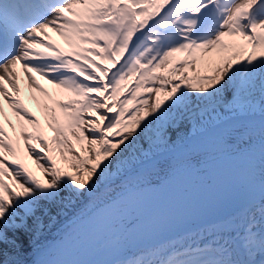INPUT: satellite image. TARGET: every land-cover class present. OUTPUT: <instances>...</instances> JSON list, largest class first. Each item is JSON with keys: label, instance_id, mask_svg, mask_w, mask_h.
Segmentation results:
<instances>
[{"label": "snow or ice", "instance_id": "6c2138e0", "mask_svg": "<svg viewBox=\"0 0 264 264\" xmlns=\"http://www.w3.org/2000/svg\"><path fill=\"white\" fill-rule=\"evenodd\" d=\"M49 29L62 37L67 50L48 38ZM18 63L29 87L45 97L50 139L13 95L21 91ZM32 73L70 97L56 99ZM257 95L264 115V0H0V118L7 102L33 125L28 131L21 124L20 135L46 178L41 182L15 159L19 148L0 121V244L16 245L9 231L24 227L29 218L38 221L42 201L54 202L64 191L83 195L92 189L146 130L153 147L171 151L178 166L183 161L177 151H192L203 135L198 129L189 136L184 124L193 104L212 113L218 107L239 113ZM214 134L223 141L226 128ZM73 140L80 143L79 152ZM55 150L63 160L69 159L65 153L72 154L74 171L57 166ZM151 163L144 154L141 164ZM123 180L104 215L120 216L136 200L139 175L126 174ZM240 239L250 259H233L226 247L152 254L161 257L155 264H264V227L256 230L255 217L246 222Z\"/></svg>", "mask_w": 264, "mask_h": 264}, {"label": "bare ground", "instance_id": "6f19581e", "mask_svg": "<svg viewBox=\"0 0 264 264\" xmlns=\"http://www.w3.org/2000/svg\"><path fill=\"white\" fill-rule=\"evenodd\" d=\"M48 38L52 40L53 43L58 44L61 48H68L67 44L64 42L62 37L56 32L49 29ZM238 41V37L236 38ZM39 48V46H37ZM40 51H46L47 49L40 48ZM16 73L19 76L18 82L20 85L21 91L19 93H13L16 95L21 103L26 107L39 121V127L43 124L47 125V116L43 103L45 97L43 94L37 92L34 88H30L29 85L24 86L25 76L23 73L18 71V64L15 69ZM35 76L36 80L45 88L47 91L49 87H54L56 90L55 98L62 100L69 97V93L65 92L62 89H57L54 85L50 84L49 81L39 73H32ZM8 90L11 92V86L9 84L5 85ZM35 97V98H33ZM261 98L259 95L255 97L252 101V106L248 109L240 111L239 113L233 112H221L220 108H217L216 113L211 112V108L207 110L201 106L198 110L196 109L195 104H193V111L189 114L188 119L185 120V127L189 128V136L197 135L198 129L204 132L210 126L219 124L222 121H226L230 115H238L241 113H256L261 111ZM11 109L8 105L5 111L4 120H11L10 129L6 132L8 133V138L11 139V142L14 147L19 148L17 157L19 161H23V164L30 169L35 166V160L32 156L29 155L28 151L24 147V142L17 140L14 133V125L16 120L21 129V124L24 125V128L32 129L33 125L28 121L24 120L22 117H18L15 113L12 116H9L6 112ZM2 121V118H0ZM197 120L200 121V124H197ZM41 129V127H40ZM183 134V133H182ZM248 143H252L258 140L264 139V131H259L256 133L247 134L245 137ZM36 144V141H32ZM179 143V141L177 142ZM144 145L142 152L138 153L137 149H141V145ZM38 146V145H37ZM87 147L85 142V148ZM230 147L216 148L215 155L218 156L224 152H229ZM170 151L164 149H156L153 147L151 140V133L146 130L143 134V139L137 140L136 144L129 149V154L125 156L124 160L115 164L111 170L106 171L103 175V178L93 185L92 189L85 192L83 195L75 194L71 195L67 191L61 193V198H57L54 202H45L42 201L40 204L41 211L37 213L39 220L36 221L33 218H29L25 223L24 227L18 230H10L9 236L16 240V245H3L0 244V264H26L29 259L37 253L41 246L47 244L48 241L52 239L54 235L57 234V231H61L70 224H72L75 219H78L86 215L89 211L93 210L96 206L103 203V199L115 194L119 191L120 185L124 183L123 177L126 174L139 175V182L147 180V170L153 166L155 160L164 158L167 153ZM153 153L155 155L153 156ZM85 154H87L85 152ZM147 154L151 159L152 163L150 165L141 164L143 155ZM7 155V153H6ZM9 159H14V157L9 156ZM206 158L203 151L200 150L196 152L194 158L186 161L189 162V165ZM164 163L160 169V173H169L172 169H175V162L164 160ZM142 170L139 172L138 170ZM62 171L72 172L74 169H67L66 165L61 167ZM138 171V172H137ZM158 172V173H159ZM158 173H153L152 175H157ZM113 180L118 181L117 183L112 182ZM261 209L258 206L251 205L246 208H243L240 211L232 214L228 220H220L218 222H213L208 225H205L199 229H192L175 237H171L167 240H163L154 244H149L134 253H131L126 260L119 264H155V262L160 259L159 255H153L155 251L157 253L170 250V249H184L188 250L191 248L193 251L196 249H206L208 251H219L223 246L228 245V249L232 255L233 259H243L241 251L233 243L231 236L235 231H241L245 226L246 222L253 217H255L256 230L259 231L261 227H264V223L261 222ZM18 223L20 221H17ZM75 235V234H74ZM72 235L71 237H73ZM70 237V238H71ZM69 238V239H70ZM69 239H65L61 245H66L69 242ZM245 255V254H243ZM255 257H259L258 255ZM43 259H39L36 264H41Z\"/></svg>", "mask_w": 264, "mask_h": 264}, {"label": "rangeland", "instance_id": "374dc122", "mask_svg": "<svg viewBox=\"0 0 264 264\" xmlns=\"http://www.w3.org/2000/svg\"><path fill=\"white\" fill-rule=\"evenodd\" d=\"M72 143L74 144V141H72ZM74 145H75L77 151L79 152V150H80V148H81L80 143L77 142V143L74 144ZM57 154H58V156H57V158L55 159L56 162H57V166L61 169V167H62L63 165H66L67 169H70V168H71V167H70V163H71V159H70V157H71L72 154H70V153H65V155L69 157L68 160H63V159H61V156H60V152H59V151L57 152ZM35 163H36V162H35ZM36 169H38V170L40 171V173H42L43 181H45L46 178H45V176H44V171H43V169L39 168L38 166H37ZM5 179H6V178H5ZM6 180H8L9 183H11V182H10V181H11L10 179H6Z\"/></svg>", "mask_w": 264, "mask_h": 264}]
</instances>
